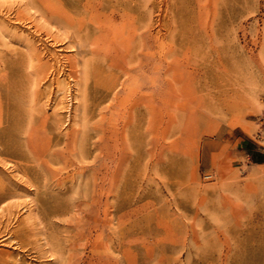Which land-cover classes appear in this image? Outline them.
I'll return each mask as SVG.
<instances>
[{"label":"rangeland","instance_id":"1","mask_svg":"<svg viewBox=\"0 0 264 264\" xmlns=\"http://www.w3.org/2000/svg\"><path fill=\"white\" fill-rule=\"evenodd\" d=\"M0 117V263L264 264V0H0Z\"/></svg>","mask_w":264,"mask_h":264},{"label":"bare ground","instance_id":"2","mask_svg":"<svg viewBox=\"0 0 264 264\" xmlns=\"http://www.w3.org/2000/svg\"><path fill=\"white\" fill-rule=\"evenodd\" d=\"M65 17H67V16L65 15ZM90 62L91 61H89L88 59L82 60L81 68H80V71H79L80 78H79V80L77 79L78 80L77 82L68 80V82H65V83L63 82L62 83V82H59L57 78H55V82L54 83L57 86V92L60 94V93H63V91L65 89H67L68 90L67 92H69V95H72V92H74V90H79L80 89V91H82V94H84V96H85V90H86L85 88L87 86L89 68H90V66H92L91 64H93V63L90 64ZM147 64L148 63L145 62L144 68L147 67ZM92 72H93V70H92ZM97 72H99V71H97ZM94 73H96V71H94ZM42 74H44V73H42ZM45 76H44V78H45ZM66 81H67V79H66ZM72 82H74V83H72ZM9 86H10L9 82H7L6 83V89L9 88ZM71 89H72V91H71ZM8 94H6L7 97H8L7 98V101H8L7 102L8 113H7L6 117H5L6 118L5 119V121H6L5 123H7V125L2 130L3 131V138L1 140V143H2V146H3V152H5L6 154H9L11 157L19 158V159H22V160H26V159L28 160L29 159L28 156H30V154H32L31 158L33 159V162L34 161L39 162V158H36V157H38V154L36 153V151L38 149H37V146L33 144V139H32L33 134H31L32 137L30 136L28 138V140H27L28 144H25L30 149V151H29L30 153L26 154L23 151V148L25 147V145L23 143H25V142L23 141V137H22L23 134H21V131L23 130L22 129V125H21V123H22V119H21V115H22L21 114V103L18 102L17 100H14L17 97L16 98L15 97L11 98V97H9ZM62 96H63V94H62ZM22 97H24V96H22ZM60 99H62V97ZM19 100H20V98H19ZM20 101H23V100H20ZM1 119H2V117H0V126H2L3 123H4V121L1 120ZM47 121H48V117L44 116L43 119H42V122H43L42 124H43L44 127H47ZM69 122L72 124V127H73L71 129L70 133H69L70 134V136H69L70 149L72 151H77V154L75 155V157L78 160L79 159L82 160L85 157V155H84V152L81 151V149H82V145H83V140L86 138L85 137V135L87 134L86 130L89 129L87 127L88 125L85 124L84 121L81 120V119L80 120H72V122L71 121H69ZM59 126H60V120L57 118V115H55V118L49 124L48 134H53L54 135V133L56 131H59L58 130ZM244 130L247 131V129H244ZM88 138H89V136H88ZM48 139H49V137H48ZM63 139H65V137ZM90 140H92V138H90ZM59 143H60V141H58L56 144L58 145ZM48 156L51 157V159H49L48 161L53 163V160L56 157H58L59 154L58 153H54V154L50 153V155H48ZM40 161L43 162L42 160H40ZM37 168L35 167V169L32 170L33 174L35 175L36 179H40L41 181H43L42 183L45 185V182L47 181V176H46L47 174L43 170H41L42 169L41 166H38ZM63 184L64 183H62V185ZM31 186H34V184L32 183ZM91 187H92V191L93 192H98V190H99V185L98 184L93 183V184H91ZM46 189H47V187H46ZM2 190H3V187H2V185H0V200L4 199V195L2 194L3 193ZM64 195H66V194H64ZM40 196H42L41 197L42 201L46 202L49 194H47L45 192V190L43 189V192L41 193ZM66 196H65V198H66ZM64 202H65V200H64ZM43 208L46 210V212H49V213L55 212L54 208H48L46 206H43ZM64 211H66V210L64 209ZM216 251H218V250H216ZM0 264H2V263H0Z\"/></svg>","mask_w":264,"mask_h":264}]
</instances>
